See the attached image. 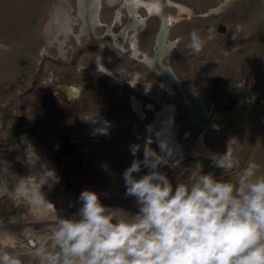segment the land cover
Wrapping results in <instances>:
<instances>
[{
	"label": "rangeland",
	"instance_id": "rangeland-1",
	"mask_svg": "<svg viewBox=\"0 0 264 264\" xmlns=\"http://www.w3.org/2000/svg\"><path fill=\"white\" fill-rule=\"evenodd\" d=\"M131 6L140 18L135 29ZM58 8L72 22L67 29L52 25ZM164 28L173 46L160 61L167 74L146 64ZM194 32L205 41L198 53L188 48ZM12 83L13 94L0 97V250L22 264H39L33 253L49 243L55 213L70 218L81 206L42 144L57 133L91 137L82 145L92 191L130 214L138 205L125 196L123 173L143 160L149 135L162 153L157 136L173 133L170 161L179 164L159 169L173 186L198 174L197 163L225 180L253 162L264 173V146L257 147L264 141V0H95L82 8L78 0H0V86ZM182 87L205 104V122L192 114ZM231 94L238 106L221 112L222 97ZM133 144L141 146L135 157ZM227 152L238 156L231 173L213 163ZM32 160L42 172L35 181ZM48 162L56 179L46 182Z\"/></svg>",
	"mask_w": 264,
	"mask_h": 264
},
{
	"label": "clouds",
	"instance_id": "clouds-1",
	"mask_svg": "<svg viewBox=\"0 0 264 264\" xmlns=\"http://www.w3.org/2000/svg\"><path fill=\"white\" fill-rule=\"evenodd\" d=\"M204 43L194 32L188 48L198 53ZM152 143L149 135L143 160L134 159L123 173L125 196L135 198L137 213L105 206L96 192L83 190L78 197L81 206L72 217L55 213L49 243L33 253L39 264H264L260 165L248 164L233 181L203 174L202 164L197 163L198 174L191 171L187 182L173 186L159 169L179 162L170 161L167 140L159 141L163 154ZM140 149L139 144L130 145L134 157ZM213 163L231 173L238 156L227 152ZM142 167L149 171L137 178L134 174ZM45 177L46 182L56 179L54 171ZM37 196L46 201L40 191ZM0 264L22 261L0 250Z\"/></svg>",
	"mask_w": 264,
	"mask_h": 264
},
{
	"label": "flooded vegetation",
	"instance_id": "flooded-vegetation-1",
	"mask_svg": "<svg viewBox=\"0 0 264 264\" xmlns=\"http://www.w3.org/2000/svg\"><path fill=\"white\" fill-rule=\"evenodd\" d=\"M156 49H157V47H156ZM156 49H155V52L157 51ZM155 52H154L153 56L155 55ZM143 60H142V62H143ZM220 82L222 83L221 80L219 81V83ZM218 86L219 85H217V87ZM231 102H235L236 105L238 106V101L236 100V98L233 94L224 95L222 97L221 106H220L221 108H219V110L221 112L223 110L225 111V107L227 105H229ZM189 107H190V105H189ZM190 109H191V107H190ZM191 112H192V109H191ZM212 113H214V111H212ZM226 113H228V112H226ZM192 114H193V112H192ZM88 136L89 135H86V133H84L82 135H71V136L69 134H66V133H57L55 141L53 143H51L47 140L42 142V144L45 143V145L49 146L47 148L52 153V158H53V161L56 165V169L58 171V174L63 177L62 178L63 183L67 186L68 190L73 191L77 197H79L80 193L83 190L87 189V190L92 191L91 183H88V180H87L88 179L87 176L90 177V174L86 172V168H85L87 165V162L90 158V153L86 151L87 150L86 145H82V141H84V140L86 141L88 139V141H91V137H88ZM57 140H58V142L55 143ZM72 142H74V143L76 142L78 144L79 147L75 148L77 150H75L73 148L74 147L73 145H71V147H70V144ZM48 165L50 167V171H52L55 167L53 164H51L49 162H48ZM86 173L88 174L87 176H86ZM111 178L113 179V176H111ZM109 180L111 181L110 178H109Z\"/></svg>",
	"mask_w": 264,
	"mask_h": 264
},
{
	"label": "bare ground",
	"instance_id": "bare-ground-1",
	"mask_svg": "<svg viewBox=\"0 0 264 264\" xmlns=\"http://www.w3.org/2000/svg\"><path fill=\"white\" fill-rule=\"evenodd\" d=\"M95 0H78L79 3V7L82 8L83 4H85V6H89L90 4L94 3ZM144 6H147V4H144ZM130 12V17L132 18L131 24H130V29H135L136 24L139 22V15L137 14V10H135V8L133 6H131V8L129 9ZM152 14H150V16L154 15L157 13V10L154 8L151 11ZM70 18L66 17L63 13L62 10L60 8H58L54 14L53 17V21H52V25H55L57 28L59 29H67L68 26H70V24H72V22H70ZM147 21V19H146ZM164 24V23H163ZM168 33L167 30L164 28L162 29L159 34L157 35V53L158 56L157 57H152V58H147L146 59V64L149 68H151L152 70H154L155 72L161 71L163 74H167L166 70L162 67V64L160 63L162 58L168 57L171 55L172 51H173V46L172 44L168 41ZM161 56V58H160ZM158 58H160L158 60ZM166 77L168 79H170L171 81H173V83H175L176 81L174 80V78H172V76L170 75H166ZM175 85H177L175 83ZM182 91H184L183 93L185 94V98L187 103L191 106V108L194 111V116L195 118L200 121V122H205V118L206 117V106L203 103V101L198 98L195 94H193L192 91H189L188 89L185 88H181ZM170 115V116H169ZM165 116L167 117H171V113L170 112H166ZM204 125H207L204 123ZM160 124L157 125L158 128H160ZM209 125H207L208 127ZM163 127V126H162ZM164 129V127H163ZM158 140H167L169 145H173L174 143V138H173V133L171 132H165V134L163 136H157ZM171 137V138H169ZM171 145V147H172ZM67 150V149H66ZM202 150V149H201ZM203 151L206 152V148L202 150V153H204ZM31 165H32V169L30 170V179L31 181H35L36 177L38 175H42V172L39 171L38 169V165L35 161H31Z\"/></svg>",
	"mask_w": 264,
	"mask_h": 264
},
{
	"label": "trees",
	"instance_id": "trees-1",
	"mask_svg": "<svg viewBox=\"0 0 264 264\" xmlns=\"http://www.w3.org/2000/svg\"><path fill=\"white\" fill-rule=\"evenodd\" d=\"M24 76V75H23ZM17 83L8 84L7 86H0V97L8 98L13 94V92L17 89L18 86H16ZM21 85V83L19 84ZM4 91L1 93V91Z\"/></svg>",
	"mask_w": 264,
	"mask_h": 264
},
{
	"label": "water",
	"instance_id": "water-1",
	"mask_svg": "<svg viewBox=\"0 0 264 264\" xmlns=\"http://www.w3.org/2000/svg\"><path fill=\"white\" fill-rule=\"evenodd\" d=\"M157 47H158V45H157ZM157 52H158V51L155 52L154 57H157V56H158V53H157ZM160 58H161V56H160ZM160 58H158V60H159ZM193 94H194V93H193ZM236 106H237V105H236L235 102H231L229 105H227V106L225 107V111H226V112H232V111L235 109ZM205 118H206V117H205ZM205 118H203V119H205Z\"/></svg>",
	"mask_w": 264,
	"mask_h": 264
},
{
	"label": "crops",
	"instance_id": "crops-1",
	"mask_svg": "<svg viewBox=\"0 0 264 264\" xmlns=\"http://www.w3.org/2000/svg\"><path fill=\"white\" fill-rule=\"evenodd\" d=\"M166 112H170V113H171V116H172V111H171L170 109L166 110ZM169 116H170V115H169ZM169 119H170V117L167 116V120H169ZM263 120H264V119H263ZM262 129H263V130H261V132H259V133H264V126H263ZM259 139L261 140V138H259ZM260 140H259V143H260V144H258L257 147L264 146V141L261 142ZM257 147H256V148H257ZM136 208H138V206H137ZM134 210H135V211H138V209H134Z\"/></svg>",
	"mask_w": 264,
	"mask_h": 264
}]
</instances>
